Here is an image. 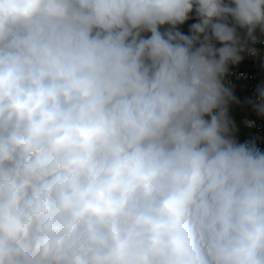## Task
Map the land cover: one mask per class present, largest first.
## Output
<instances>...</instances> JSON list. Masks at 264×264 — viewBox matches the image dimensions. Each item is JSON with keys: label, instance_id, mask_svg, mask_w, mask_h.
<instances>
[{"label": "clouds", "instance_id": "clouds-1", "mask_svg": "<svg viewBox=\"0 0 264 264\" xmlns=\"http://www.w3.org/2000/svg\"><path fill=\"white\" fill-rule=\"evenodd\" d=\"M258 43L264 0H0V264H264Z\"/></svg>", "mask_w": 264, "mask_h": 264}, {"label": "built area", "instance_id": "built-area-1", "mask_svg": "<svg viewBox=\"0 0 264 264\" xmlns=\"http://www.w3.org/2000/svg\"><path fill=\"white\" fill-rule=\"evenodd\" d=\"M169 26L165 25L161 27V31H165ZM178 29L184 33L185 35L190 34V29L185 30L181 26H177ZM150 35V34H148ZM219 46V45H217ZM258 50V55L253 58L248 55L247 52L243 53L244 59L241 61L239 65H230L229 73L226 77V81L230 82V86H240L243 89V93L241 97L238 99L240 104H233L236 107L240 108V111L244 113L241 123L247 133L244 134H236L240 142H244L248 139H254L257 143L258 147L262 151H264V118L257 116L252 117L249 112H247V106H251L247 103V101L252 100L255 101L257 99L256 89L258 86L264 84V76L261 72H251L243 68L245 64L251 63L258 59H264V44L258 43L255 45ZM243 106V107H241ZM230 116L233 119V115L231 113L230 108ZM253 121L254 125L249 126L248 122Z\"/></svg>", "mask_w": 264, "mask_h": 264}, {"label": "trees", "instance_id": "trees-1", "mask_svg": "<svg viewBox=\"0 0 264 264\" xmlns=\"http://www.w3.org/2000/svg\"><path fill=\"white\" fill-rule=\"evenodd\" d=\"M226 2H227V0H226ZM189 15H190V19L187 20L183 25H179L185 30L190 29L191 24L198 22V20L196 18L195 11H193ZM243 68L246 70H249L251 72H261L264 76V59H258V60L251 62V63L245 64L243 66ZM232 88H233L235 96L237 97V99H239L243 93V89L240 86H236V85L232 86ZM241 107H243V106H241ZM245 108H246L247 112H249L252 117L258 116L251 106H247ZM231 113L233 115V120L236 122V134H244L245 135V133H247V130H245V128L243 127V124L241 123V119H242L244 113L240 111L239 107H236L234 105L231 106Z\"/></svg>", "mask_w": 264, "mask_h": 264}]
</instances>
